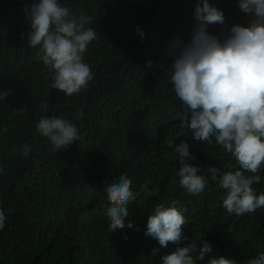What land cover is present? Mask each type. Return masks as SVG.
<instances>
[{"label": "trees", "instance_id": "1", "mask_svg": "<svg viewBox=\"0 0 264 264\" xmlns=\"http://www.w3.org/2000/svg\"><path fill=\"white\" fill-rule=\"evenodd\" d=\"M35 2L0 0V91L12 90L0 100V210L6 217L0 264H162L161 258L178 246L199 248L204 240L213 251L196 264L220 255L248 264L264 252V208L229 215L222 206L226 190L219 173L213 181L205 172L209 166L221 173L239 170L235 158L214 138L211 145L194 140L178 119L182 106L169 83L173 58L165 45L176 35L189 38L197 0H58L91 17L85 27L97 33L84 54L93 79L70 97L51 88L52 73L36 57L38 48L27 47L30 24L24 8ZM212 2L226 21L211 32L247 25L238 0ZM137 26L145 33L143 43ZM42 117L73 123L80 140L53 151L36 131ZM181 140L195 157L187 162L199 166L198 174L208 181L199 195L179 185L174 147ZM26 144L31 146L27 156ZM121 174L131 178L132 191L140 196L128 205L125 227L113 233L103 188ZM255 175L261 177L252 185L258 196L264 194V164ZM142 190L156 195L145 199ZM172 202L187 221L182 236L188 239L160 247L145 236L147 216L158 204ZM130 221L133 228L127 227ZM192 255L195 259L197 253Z\"/></svg>", "mask_w": 264, "mask_h": 264}, {"label": "clouds", "instance_id": "2", "mask_svg": "<svg viewBox=\"0 0 264 264\" xmlns=\"http://www.w3.org/2000/svg\"><path fill=\"white\" fill-rule=\"evenodd\" d=\"M238 9L248 18L247 25L233 24L216 34L210 28L225 25V13L215 2L197 0L189 38L184 40L176 35L165 47L166 55L173 58L169 83L181 102L180 123L190 128L196 141L211 145L214 138L215 144L222 146L239 165L235 171L221 173L218 167L209 166L205 172L211 174L213 181H217L219 173V185L226 190L222 206L229 215L240 216L264 208V194L257 196L252 187L260 182L261 177L255 174L264 164V0H238ZM24 11L30 24L27 47L38 48L36 57L52 73L51 88L69 97L86 89L93 75L84 62V54L97 36L95 29L85 27L91 23V17L77 15L58 0H36L30 7L25 5ZM136 32L143 43L145 33L139 26ZM153 64L147 61L148 68ZM11 94V89L0 91V100ZM40 107L45 110L47 104ZM3 131L7 132V128ZM36 131L51 142L53 151L65 150L80 140L77 127L64 118L42 117ZM30 151V145L23 146L25 156ZM174 152L179 162L180 187L192 195L204 192L208 181L198 174L202 169L187 162L195 159L189 144L181 140ZM142 191L145 199L156 195L155 190ZM103 192L109 232L114 233L125 227L128 205L140 193L132 191V180L127 174L106 184ZM175 203L167 207L158 204L147 216L145 236L156 240L160 247L169 243L179 245L182 239H188L182 236L187 221ZM5 220L0 210V230L4 229ZM134 224L130 221L127 227L133 228ZM157 251L153 249V254ZM212 251L206 240L199 248L189 243L164 255L162 264H196ZM206 264H236V261L220 255L210 257ZM248 264H264V252Z\"/></svg>", "mask_w": 264, "mask_h": 264}]
</instances>
